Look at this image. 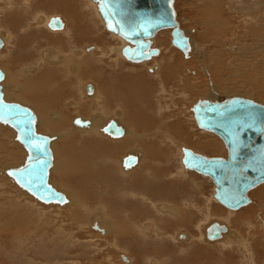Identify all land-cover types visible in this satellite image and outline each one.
<instances>
[{"label":"bare ground","instance_id":"obj_1","mask_svg":"<svg viewBox=\"0 0 264 264\" xmlns=\"http://www.w3.org/2000/svg\"><path fill=\"white\" fill-rule=\"evenodd\" d=\"M58 1L46 0V3L51 4L52 16L60 14L58 17L63 19L57 18L63 26L54 30L63 31L66 29V23L64 24V22H68L66 17L69 13L68 7L70 3H67L68 0H61L62 3ZM76 1L81 2V0ZM89 1L91 2V0ZM224 1L223 4L216 3L217 1L214 2L213 0L195 1V6L191 8L196 13L195 18L201 28H187L190 25L189 19L178 14L175 7L176 0H174L176 18L180 29L184 34L186 32L185 36L188 37L189 43L192 45L191 55H188L191 49L187 55L184 53L186 57L189 56L186 61L180 59L178 62L173 58L175 52L169 46V35L172 42V29H163L158 32L159 35L168 39L164 40L161 45L157 42L160 41L158 40V34L152 38L151 47L158 48L157 46H160L158 55L137 63L126 59L122 51L128 44L127 41L107 29L105 21L98 10V3L92 0L95 5L91 4L95 9L97 8V12L100 15L98 17L101 24L104 23L107 32L125 41L123 48L113 46L111 49H101V47L93 44L96 48L95 51L86 54V48L92 44L91 41H88L83 49H77L80 44L79 39L82 38L80 35L87 37L90 32V26L80 22L74 29V33L75 35L78 32L81 33H79L78 37L73 38L74 45H72L74 55L78 56L77 59L72 60L65 57L61 59L59 58L60 56H57L60 62L56 64V67H52L43 60L35 62L32 58L37 65L33 63L34 65L25 67L24 63L19 67L21 68L19 74L15 68H13L11 73L9 72L10 74H7V70L2 69L3 65L0 62V69L4 73V78L0 82L3 100L7 103H17L31 109L37 119L36 131L51 138L50 147L53 153V163L49 171L48 183L57 191L63 193L66 201L63 203H43L15 182L9 172L23 167L28 157V152L18 141L16 131L9 125L0 122V131H3L2 128L10 129L12 131L10 143L20 146L22 148L21 153L25 154L24 157H14L18 156L14 152L15 148L11 150L8 146L3 145L4 147L6 146V150L3 153L7 154L5 155L7 157L3 156L2 158L12 160V162H7L0 169V175L3 176L2 180L5 179L14 186L13 193L19 192L15 196L34 199L50 209L59 208L63 209L62 211L68 210L69 213L72 212L75 223L71 225L72 227L75 226L78 230H85V228L92 230L93 228L96 231L94 233L90 232L91 240L87 242V248L98 249L99 245L96 247L94 245L96 237L99 236L107 240L112 238L115 243L128 239L127 241L132 242L134 246H127V249L132 250L144 264H192L193 260L189 257V250L192 251V257L194 256L199 264H263L264 260L262 262L256 259L254 249L264 246V214H261L258 218L247 219L245 217L243 220L241 218L244 215L255 213L258 208L261 211L264 205L255 202L250 206L249 212L233 213L235 215H227V218L224 214H216L214 208L209 207L207 203L202 206L198 202V198L201 196L205 199L202 188L205 183L202 181L199 184L197 178H195L197 172L185 170L186 168L182 163L184 148L208 158H228V149L224 141L215 133L198 127L193 107L199 101L208 100L214 102L232 97H243L264 105V48L259 46L255 53H251L252 47L248 49L246 46H237L236 51H233L232 46L231 52L226 49L228 47L227 37L232 31L234 18L240 14L247 13L246 11H256L264 4V0H241V2L236 3H232L235 0ZM12 15V19H6L5 21L6 28L12 31L16 28L24 27L25 22H29L31 24L30 27L36 26L39 28L44 21L43 25L45 26V20L40 16L39 18L36 16L33 19L30 17L28 20L23 18L21 13L12 12ZM74 15L78 16V11ZM0 38L3 42L0 53L5 46H8L10 48L7 50L10 51L7 54L10 57L8 59L15 60L17 66H20L22 62L18 57L19 51L24 46L29 48L30 45L41 42L38 39L30 41L23 39L18 41L17 46L12 43L6 44V40H3L1 34ZM56 38L57 35L54 36L52 41L55 42ZM197 39L204 41L199 44ZM163 47H169L170 56L164 59L163 63H158L157 57H159L160 53H163ZM97 51H102V59L105 58L107 60L105 69L109 73L101 82L99 76H102V68L99 70V66L96 67L93 63H88V59L95 57ZM23 53H28L29 55L27 56L33 54L25 48ZM52 54L53 52L46 55V58L51 59ZM228 55H230L229 58H227ZM232 55L237 63L247 58L251 59L252 65H239L241 68H245L242 71L245 76L241 72L233 74L232 72L228 73L226 69L224 70L223 65L227 59L230 61L228 69L236 68L231 63L234 62L231 58ZM57 57L55 58L57 59ZM121 57L132 64L145 65L147 72L149 69L158 66L157 69H153L152 73L154 74L148 73L160 79L158 86L160 89L162 88V91L175 92L188 104L187 107L183 108V115L180 117L185 119V124L180 119H178L180 124H170L169 120L172 118L167 116L165 110L148 102L151 94V85L148 79L144 83V80L139 76L140 68L138 67H131L133 74L129 73L125 76L121 73ZM259 57L261 61L255 62L253 60ZM95 61H98L100 65L101 59L97 60L94 58L92 62ZM149 61H153V63L148 64L147 62ZM61 63L62 67H59ZM42 65L43 70L39 71ZM12 66H15V64L13 63L9 67ZM188 72H191L192 76L186 80ZM259 76L260 80L258 79ZM76 77H80L79 79L81 80V84L78 87L75 82ZM154 78H151L152 83L155 81ZM22 79L25 80L22 81ZM235 79H237L235 82L238 86L236 84L230 88L229 85H234ZM218 83H222V85L217 86ZM195 95L196 97L192 99L191 97ZM184 112L188 114L186 115ZM72 116L73 118L71 119ZM78 118L84 123L83 125L75 123ZM86 118H90V120ZM74 119L75 121L73 122ZM108 119H117L127 126V134L124 136L126 129L115 120H111L104 128L99 130V127L106 124L105 122ZM112 122L117 123L119 128L123 130V134L120 133L113 136L105 132L106 127ZM72 123L74 126L72 131L75 135H72L69 130ZM183 124L189 126L197 125V127L193 126L194 130L199 132V135H202L204 140L196 142V140L192 139L190 127L185 129ZM140 131H143V133L141 134ZM203 131L210 133V135ZM106 135L108 136L104 137ZM214 135L219 139L215 138ZM123 136L124 138L121 139ZM167 138H169L172 145H176L182 151L179 161L187 174L183 170L178 173L175 172L174 164L162 156L164 150L156 151V144L159 142L165 144ZM130 144H132L133 149L131 151L138 150L143 152L144 155L142 158L140 153L135 152L134 156L130 155L136 159L130 167L126 166L125 163V160L130 156L126 157L123 161L125 171L122 166L117 165L116 161L124 155ZM166 145H169V143L167 142ZM3 146L1 145V148ZM157 147L159 146L157 145ZM166 153L170 152L166 150ZM222 153H224V156H220ZM12 156L13 158H11ZM149 157L160 160L164 164L163 167L152 166L151 169L153 170H151L148 165ZM155 169H157L156 172ZM162 171L165 173L164 175L161 174ZM186 176L188 178L184 183H174L175 180H184ZM204 177L209 178L211 180L209 181L214 186V197L212 196L210 201L215 199L219 203L215 198V185L212 179L208 176ZM52 179L61 180V185H56ZM73 180L76 181V184L70 186ZM137 184L141 185V187L137 188ZM263 184L264 182L254 189ZM254 189L248 194L250 199V194ZM178 197L181 200V208L184 210L174 204V202H178ZM84 198H93L97 203L93 201L87 205V201ZM251 203L253 201L249 204ZM7 204L12 207H5L6 210L0 209V236L8 233L7 235H12L11 237L14 236V238L5 240L4 243L0 239V254H4V251L7 254H16L15 256L20 258L21 264L80 263V260L78 261L76 258L78 257L76 251L74 252V249L81 248L80 240H74L69 237L63 238L62 236L51 237V240H47L49 237L44 234L46 220H44V214H41L42 210H39V207L38 209L32 208V205L26 203L16 205L14 201H8ZM220 205L223 206L222 204ZM94 206L99 207L95 212L92 211L94 208H91ZM79 207H90L92 210L89 208L85 210L88 211L87 215H90L91 212V216L88 217ZM105 207L108 209L109 207H119V211H112L118 216V219H110ZM224 208L232 212L240 210ZM216 209L220 211L221 208L218 207ZM5 211H8L7 215H3ZM200 214L205 218L201 222L197 221L198 217L196 216ZM48 226L50 227V225ZM61 226L56 228L57 235H59L58 231L61 230ZM122 228L125 229L124 232ZM192 228H196L195 231L197 232H192ZM238 228L243 229L246 236H239L235 231ZM209 231L210 233L219 231L220 236L216 239H210ZM155 238H158L161 242L155 244ZM57 244L70 246V248L65 246L67 251H69L65 252V250L60 249L55 253L52 248ZM58 247L61 248L62 245ZM111 247L118 248L108 243V248L110 249ZM43 250L46 251L43 252L44 256L42 257L39 253ZM31 251H34L36 255H29L28 252ZM94 253L97 254L98 252ZM3 254L1 256L2 259L0 258V264H12L13 262L11 263L8 259L7 261L3 258ZM121 255L126 256L127 261L124 264H133V256L131 254H125L124 250H121ZM151 256H156L155 259L157 260H148ZM257 257L260 258V256ZM84 263L90 264L89 261H84Z\"/></svg>","mask_w":264,"mask_h":264},{"label":"water","instance_id":"obj_2","mask_svg":"<svg viewBox=\"0 0 264 264\" xmlns=\"http://www.w3.org/2000/svg\"><path fill=\"white\" fill-rule=\"evenodd\" d=\"M109 31L127 41L123 55L133 62H142L159 54L152 48V38L163 29H172V44L185 55L190 50L188 37L180 29L174 0H95ZM63 24L51 19L49 27ZM3 45L0 38V49ZM4 73L0 69V82ZM198 127L218 135L228 149V158H208L184 148L182 163L186 169L208 176L215 185V198L224 207L238 210L251 202L249 192L264 182V105L243 97L223 101H199L193 107ZM36 116L28 107L3 100L0 86V122L16 131L18 141L28 152L23 167L11 170L15 182L43 203H63V193L48 183L53 163L51 138L36 131ZM78 125L84 123L78 118ZM105 132L116 136L123 130L116 122ZM136 161L125 160L130 167ZM219 231L210 233L216 239Z\"/></svg>","mask_w":264,"mask_h":264},{"label":"rangeland","instance_id":"obj_3","mask_svg":"<svg viewBox=\"0 0 264 264\" xmlns=\"http://www.w3.org/2000/svg\"><path fill=\"white\" fill-rule=\"evenodd\" d=\"M44 1H46V0H44ZM195 1H197V0H176V3H175V7L177 9L176 11H178V14L180 16H185V17H187L189 19L190 25L187 26V28H192V27L201 28V25L199 24V22L195 18L196 13H194L192 11V8H191L192 6H195L194 5ZM213 1L214 2L217 1L216 3H219V4H223L225 2L224 0H216V1L213 0ZM255 1H259V0H255ZM200 2H201V0H200ZM236 2H241V0H235V2H232V3H236ZM91 3L93 5H95L92 2V0H91V2L89 0H81V2L77 6H72V10H71L72 13L74 14V13H77V11H78V14H79L78 17L79 18L82 19V18L87 17V22L85 23V25H89L90 26L89 27L90 32L87 35V37H84V36L80 35L79 33H81V32H78V34L75 35V37L76 36L78 37L79 35L82 37L81 39H79V43L80 44H79L77 49H83L87 45L88 41H91L92 44L86 48V50H85L86 54L87 53L90 54L93 51H95L96 48H95V46L93 44L97 45L98 47H101V49H111L113 46H115V47L119 46V48H123L124 47L123 44H124L125 41L123 39H121V38H119V37L107 32V30L105 29L104 23L101 24V21H100V19L98 17L100 15L97 12V8L95 9V7ZM46 4L47 3L44 2L41 5H37V1H35L32 4V6H33V9L35 11V9H37L38 7H46L45 6ZM246 4H247V6L249 5L248 3H246ZM248 7H250V6H248ZM0 8L4 9L3 12L0 13V19L3 20L4 17H7V13L6 14H4V13L7 12L8 8L5 5H2ZM68 11H70V8L68 9ZM44 12L48 13V14L51 13L50 10H44ZM44 12H43V14H44ZM246 12L247 13L240 14V15H238V16H236L234 18V25H232V31L229 33V36L227 37L228 38V47L226 49L230 50L229 52L232 51V46H233V51H236L237 46L238 47L239 46H241V47L246 46L248 49L252 47L253 49H252L251 53H255L258 50L259 46H262L264 48V4L261 7H259L256 11H246ZM35 14H37V13H35ZM1 25H3V24H1ZM1 25H0V28H1ZM2 31L3 30L1 28L0 32H2ZM185 34H186V32H185ZM3 37L7 41L6 44L12 43V44H15V45L18 46V41L16 43H14L12 41L11 37H7V36H3ZM169 37H170L169 46L175 52L174 55H173L174 60H176L178 62L180 61V59L182 61H186L187 58L192 53V45H190V47H191L190 49L191 50H190V52L188 54L189 56L186 57L184 55V53L182 54L178 50L173 48V45H172V42H171V36L169 35ZM163 38H164V36L159 35L158 40H160V41H157V42L160 45H161V43H163L164 40H168V39H165V38L163 39ZM47 39H48V41H50L49 43L47 42V44L61 45L63 43V41L60 39V37L58 35H57V38H56L55 42L52 41L51 37H48ZM203 41L204 40L197 39V42L199 44L203 43ZM212 46H214V45H212ZM157 47H160V46H157ZM234 47H235V49H234ZM163 48H164L163 53H160L159 57H157V62L158 63H163L164 59H166V58H168L170 56V50L168 49L169 47H163ZM8 49H10V48L8 46L7 47L5 46V48L2 49V51L0 53V55H1L0 56V62L3 65L2 69L7 70V74H8L9 72L10 73L12 72L13 68H15L16 70H18V74H19L21 72V68H19V67H21L24 63H25V67L28 66L27 65V61H23L20 58V56H18L19 60H21L22 62H21L20 66H17L15 60H9L8 59V58H10V57L7 56V54L10 52V51H7ZM25 49H28V48H25ZM62 56L64 57V55H62ZM115 56H117V55H115ZM229 57H230V55H228L227 58H229ZM71 58H72V60L78 58V56L74 55V49L72 50ZM94 58H96L97 60L101 59L100 65L98 64V61L92 62V60ZM231 58L234 61V62H231V63H233L234 66L237 69L236 68L231 69V70L228 69V64H229L230 61H228V59H227V61L223 65L224 70L226 69V71L228 73L232 72L233 74H235L236 72H241V74H243L245 76L244 72H242L243 70H245V68H241L239 65H241V64L242 65H245V64L252 65L253 63L251 62V59L247 58V59L242 60L240 63H237V61H236V59L234 58L233 55L231 56ZM66 59H70V58L68 57ZM253 60L255 62L261 61L260 57L258 59H253ZM106 62H107V60H105V58L102 59V51H99V52L97 51L95 57L88 59V63H93V65L96 66V67L99 66V70L102 68L101 69L102 76H99L100 82L105 77H107L109 75V73L107 72V69H105V63ZM13 63L15 64V66L9 67ZM120 63H121V73H123L125 76L128 75L129 73L130 74L134 73L132 71L131 67L140 68V71H139L140 78H142L144 80V83H145V80L148 79V82L151 85V94H150L148 102H150L151 104H154L157 107H162L165 110V113L167 114V116L172 118L171 120H169L170 124H172V125L180 124L178 119H180L184 123L185 119H181L180 117H181V115H183V113H182V111H184L183 108L187 107V105H188V104L185 103V101H183L178 95H176L175 92H169L167 90H166L167 92L162 91V88L160 89V87L158 86V82H160V79L155 77L154 75H152L154 73L149 74L147 72V67H145V65L128 64V63H126V59L123 58V57H121ZM35 65H37V64H35ZM42 70H43V65L40 67L39 71H42ZM190 76H192V73L188 72V76H186L187 77L186 80L190 79ZM39 78L40 79H44L43 77H39ZM79 78L80 77H76L75 78V82L77 83V87L80 86V84H81V80ZM151 78H154V80H155V81H153V83L151 82ZM258 79L259 80L261 79L260 76L258 77ZM23 80H25V79H22V81ZM236 80L237 79L234 80V85L233 84L229 85L230 88L234 87L237 84L235 82ZM97 82H98V80H97ZM221 85H222V83H218L217 84V86H221ZM236 86H238V84ZM153 90H154V93H153ZM156 94H158L157 97H156ZM195 97H196V95L194 97L192 96L191 98L193 99ZM189 105H190V102H189ZM184 113L186 115L188 114L187 112H184ZM72 118H73V116L71 117V119ZM184 124H183V127L185 129L186 128L189 129V127H190L191 133H192V136H191L192 139L196 140V142L204 140L203 136L199 135V132L194 130L193 126H195V124H193L192 126L184 125ZM195 127H197V125ZM72 128H73V125L69 127V130H70V132H72V135H75L73 133V131H72ZM2 130L3 131H0V134H1V137H0V156H1L0 169L3 168L4 165L7 162L8 163L12 162V160H6V158L5 159L2 158L3 156L7 155V154L3 153L4 150H6V146L11 148V150L13 148H15L14 152H16V154H18V156H14V157H24V155H25V154L23 155L21 153L22 148L20 146L10 143L9 140L11 139L12 131L10 129H8V128H2ZM140 132H141V134L143 133V131H140ZM201 133H202V131H201ZM204 133H206V132H204ZM206 134L210 135V133H206ZM143 136L145 137V135H143ZM150 137H152V136L150 135ZM215 138L219 139L216 136H215ZM4 142H6V143L4 144ZM57 142H59V141H57ZM165 142L166 143L168 142L169 145H166V143L165 144H161V142H159V143L156 144V151L159 152L160 149L164 150V153H163L162 156H164L167 159V161H170V163L174 164V166L176 168L175 172L178 173L180 170H183V167L181 166L180 161H179L182 151L176 145H172V143L169 141V138H167L165 140ZM1 145L2 146L6 145V146L5 147L3 146L1 148ZM157 145L159 147H157ZM131 150H133L132 149V144H130V146L127 148V150L125 151L124 155L129 153ZM166 150H168L170 153H166ZM224 153L226 155L225 149H224ZM224 153H222L220 156H224L223 155ZM123 156H121V158L117 159L116 162H117L118 166H121V160H122ZM5 157H7V156H5ZM11 158H13V156ZM148 160H149V164L148 165L150 166V169H151L152 166L153 167L156 166V167L159 168L161 166L163 167V165H164V164H162V162L160 160H158V159H156L154 157H149ZM12 166H13V164H12ZM151 170H153V169H151ZM159 170H161V169H159ZM185 170H187V169H185ZM185 170H183V171L185 172ZM156 171H157V169H155V172ZM187 171H190V170H187ZM185 173L187 174V172H185ZM161 174L164 175L165 173L162 171ZM2 177L3 176L0 175V209L6 210L5 207H10L11 208L12 206H9V204H7L8 201H14V202H16V205H20L22 203H26L28 205H32V208H36V209H38V207H39V210L40 209L42 210L41 214L42 215L44 214V218H45L44 220H46L45 221L46 223H45V233L44 234H45V236L49 237L47 240H51V237H60V236H62L63 238L64 237H69V238H72L74 240H80L79 242L81 244V248L79 247L76 250L74 249V252L76 251V253H77L76 255L78 256V257H76L77 260L78 261L80 260V263L78 262V264H81V263L82 264H86V263H84V261L85 262L89 261L90 264H92V263H94V264H124V263H126L127 259L125 258L126 257L125 255H121V250H124L125 254H129V255L131 254L133 256L132 257L133 264H144V262H142L140 260V258H137V256L135 255V253L132 250L127 249V246H132V247L134 246V244L132 242L127 241L128 239H123V240H121L120 243L119 242L115 243V242L112 241V240H114L112 238L107 240V239L103 238L102 236H99V237H96V243L94 245L95 247L97 245H99L98 249H90L89 247L87 248V242L91 240L90 239L91 238L90 232L91 233L96 232V231H94L93 228H92V230L90 228L89 229L85 228V230H83V229L78 230V229H76L75 226L74 227L71 226V225L75 224L74 220H73L74 217H73V213L72 212L69 213L68 210L62 211L63 209H59V208L50 209L49 207L38 203L34 199H29L27 197H20V198L16 197L15 195L19 194V192H14L13 193L12 191L14 189L13 188L14 186L9 184L7 182V180H5V179L2 180ZM187 178L188 177L186 176V178L184 180H175L174 183H184ZM195 178H197L199 184L202 181H204V183H205L204 184L205 187L201 184L202 188H203V195H204L205 199H203V197L201 196V197L198 198V202L202 206L204 205V203H207V205L209 207L214 208V211H216V214H220V215L224 214L226 216V218H227V215L231 216V215L239 214L240 212H246V213L249 212L248 210L250 209V206L252 204H254L255 202L257 204H263L264 205V189H263L264 188V184L262 186L256 188V189H254L251 192V194H250L251 199H252L251 202L253 201V203L249 204L247 207H244V208L240 209L239 211L232 212V211H229V210L225 209L223 206H221L217 201H215V199H214V201H210L211 197L214 195V189H213L214 186L210 182L211 180L209 178H206V177H204L202 175H199L198 173H196V177ZM53 182L56 185H61V183H62L61 180H53ZM75 184H76V181L73 180V182L70 183V186H73ZM138 187L140 188L141 185L137 184V188ZM68 197L70 198V196H68ZM84 199L87 201L86 202L87 205L90 202H93V201H94V203H97L95 201V199H93V198H84ZM96 199L98 200L97 196H96ZM177 199H178V202H174V204L178 205L181 208L182 204H180L181 203L180 197H178ZM6 205H8V206H6ZM26 207H28V206H26ZM29 207H31V206H29ZM218 207L221 208L220 211H218V209H216ZM74 208H76V207H74ZM79 208L81 209L82 212H84L87 215L88 211H86L85 209L94 208L93 210L92 209L91 210L95 212L99 207H95L94 206V207H91V208L90 207H79ZM118 208L119 207H109V209H108V208L105 207V209L107 211L106 213H109L108 217L110 219H113V220H117L118 219L117 218L118 216L115 213L112 212V211H117V210L119 211ZM181 209H183V208H181ZM136 210H137V207H136ZM7 212L8 211H5V213L3 215H5V214L7 215ZM110 212H112V213H110ZM84 213H82V215H84ZM233 213H235V214H233ZM261 214H264V208L261 209V211L258 208V210L255 213H251L249 215H244L241 219L243 220L245 217H247V219L258 218V217L261 216ZM65 216H67V217H65ZM87 216L90 217L91 216V212H90V215L88 214ZM196 216L198 217L197 221H199V222L205 220V218L203 217L202 214L196 215ZM251 221H253V220H251ZM62 222H63L64 226H63ZM47 224L50 225V227ZM59 226H61V230L58 231L59 235H57L56 228H58ZM195 229L196 228H192V232L196 233L197 231H195ZM122 231L124 232L125 229L122 228ZM235 231L237 232V234L239 236H246L244 230L241 229V228H238ZM7 234L8 233L3 234L2 236H0V239L3 240V243L5 242V240H10L11 238H14V236L11 237L12 235H7ZM54 235H56V236H54ZM155 239H156L155 240V244H158V243L161 242L158 238H155ZM108 243L111 244V246L115 245L118 248L116 249V248H112L111 247L109 249L108 248ZM50 244H53V243H50ZM59 245H62V247L61 248L58 247ZM85 245H86V247H85ZM65 246L70 248V246H67V245L57 244L55 247L52 248V250H54L55 253H57L58 250H60V249L65 250V252H68L69 250L67 251V248ZM83 247H85V248H83ZM256 248L257 249H254V254L256 255V259L257 260H261L263 262V260H264V246L261 247V248L260 247H256ZM44 251H46V250L40 251V253H39L42 257L44 256L43 255ZM94 252H98V253L96 254ZM5 253H6L5 251H4V254L2 253L3 254V258H5L6 260L8 259L9 262H11V263L13 262L12 264H21L20 263L21 260L19 261L20 258L16 257L15 256L16 254L15 255L14 254L11 255L10 253L9 254H7V253L5 254ZM28 253H29V255H36L34 251H31V252H28ZM190 253H191V251L189 252V254ZM2 254H0V258L2 256ZM83 254L85 255V257H84ZM81 256H82V258H81ZM257 256H260V258L257 257ZM151 257H154V258H151ZM151 257L148 260H157V259H155L156 256H151ZM189 257H190V259H193V261L191 262L192 264H194V263L199 264L197 262V260L195 259V257L193 258L192 255H189ZM81 259H83V261H81ZM263 264H264V262H263Z\"/></svg>","mask_w":264,"mask_h":264},{"label":"crops","instance_id":"obj_4","mask_svg":"<svg viewBox=\"0 0 264 264\" xmlns=\"http://www.w3.org/2000/svg\"><path fill=\"white\" fill-rule=\"evenodd\" d=\"M37 1V5H41L43 4L44 2L46 3V1L44 0H0V5H5L8 10L7 12H5L4 14L7 13V17H4V19H0V25H1V28H2V32H0V34L2 35V38L3 40L5 41L6 39L3 37V36H12L11 39L14 43H16L17 41H22L23 39H28L29 41L30 40H34V39H38L40 40L41 42H38L34 45H30L29 48L27 49L29 52H32L33 54L30 55V56H27L29 55L28 53H23V49L26 48L25 46L19 51V56L20 58L23 60V61H27V65L29 66H32L34 64H36L35 62H38V61H44L45 63L49 64L50 66L52 67H56L60 61H59V58L62 59V55H64L65 58H71V54H72V45H74V29L76 28L77 25L80 24V22L83 24H85L87 22V17L85 18H79L77 15H74L72 13V6H77L80 1H76V0H68L67 3H70L69 7L70 8V11L68 13V16L66 17V19L68 20V22H64V24L66 23V29L63 30V31H55L54 29H51L49 27V23L51 21V19H54V18H61V17H58L60 16L57 15V17H52L51 13H45L44 10H50L52 8H50V5L51 4H46L45 6L46 7H38L37 9H33V6L32 4ZM252 1H255V0H252ZM59 3H62L61 0L58 1ZM51 3H53V1H51ZM0 6V7H1ZM41 8V9H40ZM3 8H0V13L3 12ZM12 12H17V13H21L22 17L23 18H27L28 20L30 19V17H32V19L36 16H38L37 18H39V16L42 18L44 17L45 19V26L43 25L44 21L40 24V27H36V26H31V24L29 22H25V26L24 27H19V28H16L14 31H12L11 29H7L6 28V25H5V21L6 19L9 20L10 18L12 19L13 15H12ZM44 12V14H43ZM37 13V14H35ZM34 14V15H33ZM31 15V16H30ZM52 17V18H50ZM64 17V16H63ZM26 19V20H27ZM62 19V18H61ZM50 20V21H49ZM63 20V19H62ZM47 22L48 25H47ZM48 26V27H47ZM27 27V28H26ZM16 33V34H15ZM55 35H58L60 37L61 40H63V43L61 45H53V44H47V42L49 43L50 41H48V37H51V39L54 38ZM44 37V38H43ZM7 43V41H5ZM156 42V41H155ZM172 46V45H171ZM159 48V47H158ZM173 48H175L176 50H178L180 53H184L183 51H181L180 49H178L177 47L173 46ZM47 49H49L48 51H46ZM161 49V48H160ZM162 50V49H161ZM44 51L46 52L44 54ZM88 51V50H87ZM52 58H46V55L52 53ZM55 52V53H54ZM62 54V55H61ZM34 55L36 56L34 58ZM59 58H58V57ZM30 57V58H29ZM57 57V59L55 58ZM35 62H34V60ZM55 58V59H54ZM49 60V61H48ZM34 63V64H33ZM126 63L128 64H132L130 62H128L126 60ZM148 64L149 63H153V61H149L147 62ZM48 66V65H47ZM59 67H62V64L59 65ZM58 67V68H59ZM73 68V67H72ZM158 66H155L153 69H157ZM153 69H149L148 72L149 73H152L153 72ZM84 92H85V89H84ZM88 95V93H87ZM98 115V114H97ZM94 117V116H93ZM88 120H90V118H86ZM111 120H115L117 121L122 127H124L126 129V133L124 134V136L127 134L128 130H127V126H125L124 124H122L120 121H118L117 119H108L104 124V125H101L99 127V130L104 128ZM75 121V119L73 120V122ZM73 125V123H72ZM77 126V125H76ZM74 127V126H73ZM100 132V131H99ZM101 134V133H100ZM102 135V134H101ZM108 135L104 136V137H107ZM124 136L121 138L123 139ZM109 138V137H108ZM111 139V138H109ZM113 140V139H111ZM136 153H140L142 156L141 158L143 157L144 153L141 152V151H138V150H135V151H131L127 154H125L123 157H122V160H121V166L123 167V169L125 170L124 168V163L123 161L125 160L126 157L130 156V155H133ZM134 156V155H133ZM126 171V170H125ZM180 236V234H179ZM191 250H189L190 252ZM192 252V251H191ZM190 255H192L190 253ZM194 258V256H193ZM196 259V258H195ZM193 260V259H192Z\"/></svg>","mask_w":264,"mask_h":264},{"label":"flooded vegetation","instance_id":"obj_5","mask_svg":"<svg viewBox=\"0 0 264 264\" xmlns=\"http://www.w3.org/2000/svg\"><path fill=\"white\" fill-rule=\"evenodd\" d=\"M52 17H57V15H56V16H52ZM52 17H50V18H52ZM49 21H50V20H49ZM48 23H49V22H47V25H48ZM47 27H48V26H47Z\"/></svg>","mask_w":264,"mask_h":264}]
</instances>
